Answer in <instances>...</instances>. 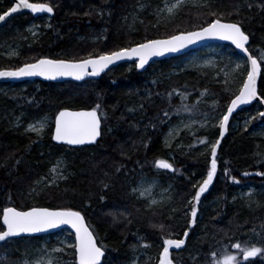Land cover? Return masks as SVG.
<instances>
[{"label":"trees","instance_id":"trees-1","mask_svg":"<svg viewBox=\"0 0 264 264\" xmlns=\"http://www.w3.org/2000/svg\"><path fill=\"white\" fill-rule=\"evenodd\" d=\"M171 1L30 0L53 4V16L20 14L0 27V70L44 57L84 59L146 39L196 30L213 18L206 5L222 13L225 21L241 23L250 36V50L257 55L264 52V0H202L200 5L182 6L175 17H163L162 9ZM11 6L10 0H0V14ZM32 24L39 32L35 38L28 32ZM16 46L18 55L7 57L6 52ZM229 52L240 57L232 47ZM181 58L155 62L144 72L135 63L123 64L84 83L0 84V212L7 206L80 210L106 246L104 264H127L134 254H141L144 264H157L163 238L169 234L186 239L181 249L170 251L174 264H205L212 260L210 253L222 246L236 253L232 248L236 242L264 244L251 231L264 232V177L255 175L264 171V133L257 131L264 118L256 115L249 126H234L239 116L263 109L255 103L237 113L222 139L218 125L213 124L216 121L210 120L195 134L182 131L173 147H167L164 137L180 120L203 121L205 113L218 119L224 114L244 78L235 75L226 85L213 68L177 70L174 63ZM177 92L187 99L182 100ZM259 94H264V78L259 81ZM97 104L102 136L96 145L70 148L54 143L53 121L59 111L91 110ZM182 104H196V109L184 111ZM165 111L170 117L163 116ZM46 117L52 122L41 135L25 131ZM200 139H220L218 170L201 198L197 223L189 229L187 201L194 192L192 185L206 177L210 159ZM156 159H167L176 171L156 169ZM59 161L64 162L62 173L67 178L45 187L51 168ZM244 172L252 175L244 176ZM231 176L240 183H233ZM144 177L158 178L161 185L172 187L167 206L148 209L138 200L132 188ZM33 187L36 193L29 194ZM249 190H253L251 196L243 194ZM43 238L7 241L0 246V264H18ZM251 261L264 264V257L258 255Z\"/></svg>","mask_w":264,"mask_h":264},{"label":"snow or ice","instance_id":"snow-or-ice-1","mask_svg":"<svg viewBox=\"0 0 264 264\" xmlns=\"http://www.w3.org/2000/svg\"><path fill=\"white\" fill-rule=\"evenodd\" d=\"M185 3V0H177L171 7L166 6L169 15H173L174 9L180 7ZM208 15L213 17L199 26L196 30L178 31L176 34L168 35L164 38L146 39L144 42L136 44L135 46L121 48L119 50L103 53L98 56L89 55L84 59H52V58H38L34 62L25 63L15 69L0 70V78L20 79L25 77H43L47 80H55L58 77H72L79 81L86 76H99L109 65L121 60L137 61L135 67L139 70H144L149 61L153 57H162L168 53H178L192 45L206 41L219 40L230 42L243 54L244 71L243 79L240 87L236 93H233V98L230 99L226 107V112L218 119L210 117L205 113V126L210 120H215L220 132V138H223L225 132L229 127L230 117L241 106L251 104L253 101L264 103V94L258 96L257 81L258 78H264V52L254 54L250 50V36L243 30L242 24L239 22L225 21L222 19L223 14L211 10L210 5ZM21 9L29 10L31 13H49L54 12V5L48 2L35 3L30 0H14V6L8 11L0 14V22H6V17H10L13 13L19 12ZM242 67L240 63L235 64L232 72H225V84L227 85L233 73ZM181 95L182 100H186L185 94L177 92ZM170 95V94H169ZM203 95V93L201 94ZM200 101H197V104ZM100 107L97 104L96 108L90 111H70L61 110L54 118V133L52 139L67 145H84L95 143L97 138L101 135V119L97 109ZM184 111H191L196 109V104L191 106L182 104ZM176 113L179 114L181 109L177 108ZM260 118H264V112H258ZM164 117H170V113L165 111ZM255 119V117H252ZM161 119V123H165ZM247 123V122H246ZM47 127V120H42L36 124H29L25 129L26 132L36 133L41 135ZM155 127V125H153ZM188 127V125H185ZM175 129H169L168 137L173 136ZM199 143L209 149L210 159L209 167L207 169L206 177L200 182L193 184L194 192L187 201L189 211L185 214L189 216V229L197 223L198 206L201 204L202 196L209 190L218 170V156L217 150L220 145V139L211 142L207 139H200ZM166 146L172 148L173 145L167 142ZM19 163V161H17ZM63 163L62 161L60 162ZM154 166L158 170H167L175 172L174 164L167 159H156ZM120 169L117 168V172ZM225 175H229L225 169ZM244 176L252 175V173L244 172ZM256 176L264 177V171L255 173ZM67 176L62 172L58 173L54 180L45 182V187L50 183L58 180L66 179ZM233 183L239 184L235 176L230 177ZM44 178H41L43 181ZM37 181V184L41 183ZM157 181H141L137 187L133 188V193L138 194L141 198L149 200V206L162 204L165 200H171L170 195H165L168 189H165L157 199L155 189ZM105 189L108 185H104ZM37 188L30 189L29 194L36 193ZM246 195L251 196L249 191ZM103 199V197H101ZM0 221H2V228H0V242L8 241L10 238L19 237L22 234H35L47 232L49 229H56L62 225L68 226L74 233V240L72 242H62L63 247L52 248L48 252L47 259L41 258L36 264H65L63 257H53L52 253H64L68 255L66 249H73L71 255L74 259L71 264H102L106 253V246L98 239V234L86 222V217L80 210L72 208H49V207H31L29 210H20L15 206H7L0 212ZM163 229V225H154ZM253 233L259 235L264 240V232L256 233L255 229L251 230ZM188 231L183 233L187 238ZM186 239L171 238V234L163 238L162 252L159 255V264H173L170 259V249H181L185 245ZM147 247V245H145ZM232 248L237 252L233 253L227 246H222L221 249L210 253L212 260L206 261L205 264H252L250 258H255L258 255L264 257V244H254L249 241L244 243L236 242ZM47 251V250H45ZM238 255L242 256V260L238 259ZM24 264H28L25 261Z\"/></svg>","mask_w":264,"mask_h":264},{"label":"rangeland","instance_id":"rangeland-1","mask_svg":"<svg viewBox=\"0 0 264 264\" xmlns=\"http://www.w3.org/2000/svg\"><path fill=\"white\" fill-rule=\"evenodd\" d=\"M176 2H177V0H173V1L165 4V6L163 7L162 12H161L163 17H175L177 10L180 9L182 6H184L186 4L200 5L202 3V0H185V3L183 5L174 9L173 15H169L167 10H166V6L171 7ZM28 32L30 33L31 37H33V38H35L39 35V32L35 28L34 24L30 25V27L28 28ZM229 47L230 46L226 47V45H213V46L205 47L202 51L193 52L192 54L184 55V57L182 56L181 59H178L174 63V67L177 70L193 69V68H199V67L213 68V69L217 70L216 76L217 77L220 76L223 80H225L224 73L225 72H232V69L235 68V64L240 63L242 65V67L239 70H237L235 73H233L232 77L229 79V80H232L235 78V75L237 76V75L243 74L244 58H242L241 56L240 57L232 56L231 53L229 52ZM17 55H18L17 46L6 52L7 57H16ZM258 112H261L259 107L256 108V110L254 111V114L251 116H243V117L239 116V118L235 121L234 126L235 127L242 126V125H244L245 127L249 126L250 122L252 120H254V119H252V117H255ZM42 120H47V127L45 128V129H47L48 126L52 122V119H50L49 117L38 120L32 124H36ZM230 121H229V123H230ZM207 123H210V122H207ZM203 124H205V119L203 121L194 120V119H189V120L182 119V120H180L179 123H177L176 125L171 127V129L176 130L174 132L173 136L168 137L169 131L166 133V135L164 137L165 145H166V139H167L168 143L173 144L175 142V140L180 136L182 131H188V132H190V134H195L197 131H199V129L202 127ZM213 124H215V126L217 125L216 122L215 123L213 122ZM185 125H188V127H185ZM45 129H44V131H45ZM257 131H259V133H264V122L261 123V125ZM27 133H31V132H27ZM32 134H36V133H32ZM60 162L61 161H59L55 166H53L51 168L50 180H54L56 175L63 171V163L64 162L62 161L63 162L62 164ZM151 180L157 181L158 186L155 189V195H156L157 199L161 198L160 194L165 189H168L169 191L164 193V194L170 195L172 197V187L169 185L168 186L161 185L158 178L144 177L139 181L137 186L140 184L141 181H151ZM59 181L60 180H58L54 183H50V184H55ZM137 186H135V187H137ZM132 190H133V188H132ZM249 191L253 192V190H249ZM249 191H246L243 194H246ZM135 195L137 196L138 200L142 201L145 204L146 208H148V209L163 208V207L167 206L171 201V200H165L160 205L149 206V200L148 199L141 198L138 196V194H135ZM73 240H74V236L68 230H64V231L56 233L54 235L46 236L43 238V240L38 241V244L35 246V248L33 250L29 251L27 253V255L18 264H24L25 261H28V264H36V262L38 260H40L41 258L47 259L48 252H50L52 248L63 247L62 242H72ZM173 249H170V251ZM45 250H47V251H45ZM66 252L69 254L64 255V253H52V256L53 257H63V261L65 262V264H71V261L74 259V257L71 255V253L73 252V249H66ZM159 255H158V259H157L158 260L157 264H159ZM141 257H142L141 254H134L127 264H144L141 262L142 261ZM151 258H152L151 256L148 257L147 261H150Z\"/></svg>","mask_w":264,"mask_h":264},{"label":"water","instance_id":"water-1","mask_svg":"<svg viewBox=\"0 0 264 264\" xmlns=\"http://www.w3.org/2000/svg\"><path fill=\"white\" fill-rule=\"evenodd\" d=\"M13 3H14V0H11ZM18 2V0H17ZM14 6V5H13ZM22 12H29L31 13L29 10H26V9H21L19 12L17 13H13L10 17H6V21L8 19H10L11 17L19 14V13H22ZM33 14V13H31ZM35 17H38V16H42V15H52V14H49V13H36V14H33ZM5 22H0V26L3 25ZM217 42H220V43H229L230 42H227V41H219V40H206V41H203V42H200V43H197L195 45H192L190 46L189 48L187 49H184L178 53H168L162 57H153L148 65L145 66V69L144 70H139L141 72L145 71L155 60H158V59H165V58H168V57H173V56H181V55H184V54H187L195 49H198L202 46H205L207 44H210V43H217ZM239 52V50H238ZM240 53V52H239ZM241 54V53H240ZM243 55V54H242ZM135 60V58H133L132 60H121V61H117L115 62L114 64H111L109 65L108 68H106L103 72H101V74L99 76H86L83 80H75L73 79L72 77H58L57 79L55 80H47V79H44L43 77H25V78H20V79H13V78H0V83H19V82H23V81H33V80H42V81H49V82H55V83H61V82H76V83H83V82H86L87 80H90V79H99L103 74L107 73L109 70L113 69V68H116L118 66H120V64L124 63V62H133ZM7 70V69H6ZM259 79L258 78V81H257V90H258V84H259ZM259 90H258V96H259ZM254 103H259L263 109V112H264V103H260L258 101H253L251 104H248V105H241L234 113H233V116L230 117V120L238 113L240 112L241 110L247 108V107H250L251 105H253ZM80 111H90V110H80ZM229 120V121H230ZM101 129H102V124H101ZM101 138V135L97 138L96 142L99 141V139ZM57 142V141H56ZM95 142V143H96ZM58 144H63V145H67V144H64V143H60V142H57ZM95 143H92V144H95ZM92 144H84V145H67V146H70V147H76V148H81V147H84L85 145H92ZM29 210V209H28ZM1 224H2V221H1ZM64 230H69L70 232L73 233V230H71L68 226L66 225H62L60 226L59 228H56V229H49L47 232H42V233H35V234H22L21 236L19 237H13V238H10L9 240H12V239H22V238H32V237H35V238H38V237H46V236H50V235H53V234H56V233H59L61 231H64ZM74 235V233H73ZM8 240V241H9ZM7 241L5 242H0V245L6 243ZM106 255V254H105ZM105 258V257H104ZM104 258H103V262L102 264L104 263ZM256 258V257H255ZM255 258H250V259H255Z\"/></svg>","mask_w":264,"mask_h":264},{"label":"bare ground","instance_id":"bare-ground-1","mask_svg":"<svg viewBox=\"0 0 264 264\" xmlns=\"http://www.w3.org/2000/svg\"><path fill=\"white\" fill-rule=\"evenodd\" d=\"M11 1V0H10ZM12 2V1H11ZM14 5V3L12 2V6ZM11 6V7H12ZM20 14H30V15H32L34 18H39V17H44V16H46V17H52L53 16V13H52V15H42V16H38V17H35L33 14H31V13H29V12H22V13H19V14H17V15H20ZM17 15H15V16H17ZM15 16H13V17H15ZM13 17H11L10 19H8L3 25H1L0 27H3L9 20H11ZM250 42V41H249ZM213 45H227V46H230V47H232L236 52H237V54L238 55H240L242 58H244L243 57V55L242 54H240L239 52H238V50H236L235 49V46L234 45H231V44H229V43H220V42H217V43H210V44H207V45H205V46H202V47H200V48H198V49H195V50H193V51H191V52H194V51H197V50H199V49H204L205 47H208V46H213ZM191 52H189V53H191ZM189 53H187V54H189ZM187 54H184V55H187ZM184 55H181V56H173V57H168V58H165V59H158V60H155L153 63H155V62H158V61H164V60H168V59H172V58H179V57H182V56H184ZM245 59V58H244ZM137 62V61H136ZM135 61H133V62H124V63H122V64H120V65H123V64H132V63H136ZM152 63V64H153ZM114 69V68H113ZM112 70V69H111ZM147 70V69H146ZM110 71V70H109ZM108 71V72H109ZM141 72V71H140ZM144 72V71H143ZM106 74V73H105ZM104 75V74H103ZM102 75V76H103ZM101 76V77H102ZM100 77V78H101ZM99 78V79H100ZM90 80H98V79H90ZM90 80H87V81H90ZM34 81H36V80H33V81H30V80H28V81H23V82H34ZM37 81H42V80H37ZM259 81H260V79H259ZM23 82H19V83H23ZM42 82H49V81H42ZM69 82H71V81H69ZM51 83H55V82H51ZM61 83H66V82H61ZM73 83H76V82H73ZM84 83V82H83ZM0 84H3V83H0ZM10 84H17V83H10ZM57 84H60V83H57ZM258 90H259V84H258ZM255 104V103H254ZM260 105V104H259ZM252 106V105H251ZM250 106V107H251ZM260 107H261V105H260ZM247 108H249V107H247ZM247 108H245V109H247ZM262 108V107H261ZM245 109H243V110H245ZM92 110V109H91ZM243 110H241V111H243ZM70 111H73V110H70ZM80 111V110H79ZM240 111V112H241ZM239 113V112H238ZM99 114V113H98ZM58 115V114H57ZM100 116V115H99ZM101 119V118H100ZM101 124H102V121H101ZM53 133H54V123H53ZM225 135V134H224ZM101 136H102V129H101ZM101 139V138H100ZM99 139V140H100ZM222 139V138H221ZM54 141V143L55 144H58L55 140H53ZM98 143V141L95 143V144H92V145H85L84 147H89V146H94V145H96ZM58 145H63V144H58ZM63 146H66V147H70V146H67V145H63ZM70 148H76V147H70ZM82 148V147H81ZM161 171H167V170H161ZM167 172H169V171H167ZM169 173H173V172H169ZM87 222V221H86ZM69 231V230H68ZM72 233V232H71ZM73 234V233H72ZM74 236V235H73ZM30 238V237H29ZM32 238H35V237H32ZM12 240H14V239H12ZM10 241V240H9ZM5 244V243H4ZM3 245V244H2ZM1 246V245H0ZM106 254V253H105ZM106 256V255H105ZM104 260H105V258H104ZM252 260V259H251ZM104 264V263H103Z\"/></svg>","mask_w":264,"mask_h":264},{"label":"flooded vegetation","instance_id":"flooded-vegetation-1","mask_svg":"<svg viewBox=\"0 0 264 264\" xmlns=\"http://www.w3.org/2000/svg\"><path fill=\"white\" fill-rule=\"evenodd\" d=\"M53 123H54V121H53Z\"/></svg>","mask_w":264,"mask_h":264}]
</instances>
